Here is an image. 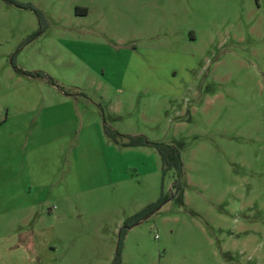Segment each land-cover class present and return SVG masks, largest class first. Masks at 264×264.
<instances>
[{"label": "rangeland", "instance_id": "374dc122", "mask_svg": "<svg viewBox=\"0 0 264 264\" xmlns=\"http://www.w3.org/2000/svg\"><path fill=\"white\" fill-rule=\"evenodd\" d=\"M16 1L38 8L44 28L21 45L36 17L0 0V118L5 103L18 116L0 126V238L13 244L3 255L22 260L31 235L55 244L59 264H108L122 221L164 195L124 232L123 263L264 264V0H78L86 16L72 0ZM12 53L70 97L43 109L32 141L46 161L39 170L26 151L28 176L15 132L27 136L41 105ZM102 117L175 145L181 192L152 147L113 143Z\"/></svg>", "mask_w": 264, "mask_h": 264}, {"label": "crops", "instance_id": "0c3cea01", "mask_svg": "<svg viewBox=\"0 0 264 264\" xmlns=\"http://www.w3.org/2000/svg\"><path fill=\"white\" fill-rule=\"evenodd\" d=\"M72 1H76V3L72 4L75 7L78 8H82L84 9V12H80L77 13L78 15H84L86 16L88 13V7L86 5H84L83 3H80L78 0H72ZM74 7V8H75ZM75 13V12H74ZM76 14V13H75ZM61 38H65L68 39V41H74L75 39L79 40L80 42H82L83 40L81 39L82 37H71V36H62ZM65 42V41H64ZM84 42V41H83ZM28 80L27 82L24 83V86H35L36 90H37V104L41 107L39 108V110L37 112H32L36 114V117H34L31 121L33 122V127H31V131L27 133V136L24 138L22 136V130H18L17 132H15L16 135V140L18 143H20V148L21 151H23L24 157H22V159L18 160L16 163L17 165L20 163L21 167L24 164V166L26 167V172H27V176L29 175V168H28V164L30 162H27V158L25 156L26 151H32L35 150V152H37V160L35 161L36 164L35 166H37V168L39 170L43 169V163L45 164V159L44 157V146L43 145V140L42 138L39 139V141L37 142V144H33V137L36 136L37 134H35V130H39V123L38 120L42 119V113H43V109H47L50 106H56L55 104H53V102L51 103L50 100L52 99H57L60 103H67L68 101H70V97H68V95L65 94L64 91H62L59 87H57L56 85H52L50 84V82H48L47 80L43 79V78H38V77H34V76H28ZM4 115L2 118H0V126L5 124L9 118L13 117H18L16 116V114L9 113L8 109H9V104L5 103L4 106ZM34 111V110H33ZM70 119L72 121L76 120L77 121V116H78V112L75 111V109H73V107L70 106ZM25 117V116H24ZM26 118V117H25ZM32 118V117H29ZM31 122V123H32ZM21 124H15V125H22ZM139 147V146H138ZM23 164H22V163ZM32 164V163H31ZM148 170H150V172H155V168H148ZM22 176V173H20V170L15 171V174H13L10 177V181L13 183H17L20 180ZM19 194V190L17 192ZM23 193L22 191H20V194ZM60 196H54L53 198H59ZM28 207L29 209L31 208V204L28 205H24L22 203L16 202L15 204V211H18L21 209V207ZM21 233H15V235H20ZM1 237V236H0ZM21 246H23V251H24V255L22 256V260H14V253H8V255L5 257L2 253V250H7L11 251V247L13 246V244H4L3 247L1 246V238H0V263L1 264H59L58 262H56L55 259H53L54 257H51L49 254L51 252L54 251V246L55 244L46 240L43 241H34V239L30 236L27 235L26 240L22 241V243L20 244ZM16 247H19V245L17 244ZM12 255V256H11ZM7 258V261H6Z\"/></svg>", "mask_w": 264, "mask_h": 264}, {"label": "trees", "instance_id": "16d2710c", "mask_svg": "<svg viewBox=\"0 0 264 264\" xmlns=\"http://www.w3.org/2000/svg\"><path fill=\"white\" fill-rule=\"evenodd\" d=\"M4 1H6V2H8V3H10L16 7L30 10L36 17V21H37V25H38L37 29L34 32H32L31 34H29L28 36H26V38L21 42V45L42 32V30L44 28L43 15L38 8H36L33 4H31L29 2H19L16 0H4ZM74 12L76 14L80 13V12H84V9L75 7ZM13 55H14V53H12L9 56L8 60L16 72L27 75V76H34V77H38V78H43V79L47 80L48 82H50L51 84H54L61 89L60 86L55 84L54 81L51 80L49 77H47L43 72L26 71V70H22V69L14 67V64L12 61ZM101 126H102L103 134L109 140H111L115 144H118L119 146H123V147L150 146V147H152L158 155L159 169H160L161 177H163L167 171L172 170L174 172V178H173V181L171 183L170 188H171L172 192H174V193L181 192L182 162L180 159L178 148L175 145L166 144V143H163L161 141H151V140L146 139L142 135H124V134H121V133L115 131L114 129H112L110 126L106 125L103 117L101 119ZM165 199H166V196L160 195V197L157 200L148 203L142 209H140L139 211H137L133 215L125 218L122 221V225L120 226V228L118 229V232H117L118 239H117V243L115 246V250H114V253H113L108 264H125L120 259V243H121V239L124 235V232L126 231V229L129 226L137 223L138 221H140L143 218H145L146 216H148Z\"/></svg>", "mask_w": 264, "mask_h": 264}]
</instances>
